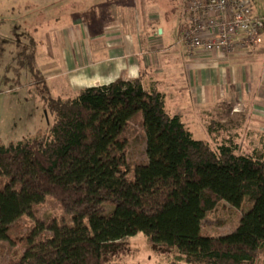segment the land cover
<instances>
[{"label": "trees", "instance_id": "16d2710c", "mask_svg": "<svg viewBox=\"0 0 264 264\" xmlns=\"http://www.w3.org/2000/svg\"><path fill=\"white\" fill-rule=\"evenodd\" d=\"M10 34L0 37L4 90L22 87L28 73L44 90L52 122L44 132L0 141V178L6 180L0 188V240H8L21 217L33 218L34 206L48 196L60 202L71 223L35 222L25 251L9 264H117L125 251L122 240L138 233L157 250H174L176 264H259L264 156L240 152L233 135L214 148L194 139L181 117L166 111L163 93L144 88L140 78L119 77L71 97H51L36 67L40 43L17 26ZM138 112L146 160L131 166L123 134ZM211 125V135L222 133L218 123ZM244 200L248 209L234 231L201 234L202 221L218 202L240 208Z\"/></svg>", "mask_w": 264, "mask_h": 264}, {"label": "crops", "instance_id": "0c3cea01", "mask_svg": "<svg viewBox=\"0 0 264 264\" xmlns=\"http://www.w3.org/2000/svg\"><path fill=\"white\" fill-rule=\"evenodd\" d=\"M44 1H27L24 9L12 16L15 21L28 22L40 17L35 12L50 10L52 5L64 7V22L54 26L62 28L58 34L57 72L45 75L37 64L36 52L37 69L46 82L62 78L63 91L72 94L86 87L106 85L119 77L140 78L144 88L155 87L163 93L169 114L187 118L193 124L212 116V110L219 105H228L232 112L244 110L253 101V107H262L255 102L264 105V27L260 43L223 57L219 53L188 52L179 38L171 35L176 18L185 24L190 0H182V5L179 0ZM53 14L49 12V18L61 20L56 12ZM85 20H91V25ZM35 32L30 33L41 44ZM177 43L184 50L177 49ZM41 61L43 67L52 65L49 59ZM41 130L43 127L34 129L32 135Z\"/></svg>", "mask_w": 264, "mask_h": 264}, {"label": "rangeland", "instance_id": "374dc122", "mask_svg": "<svg viewBox=\"0 0 264 264\" xmlns=\"http://www.w3.org/2000/svg\"><path fill=\"white\" fill-rule=\"evenodd\" d=\"M27 1L31 0H0V37L12 38L10 30L14 26L20 28V32L28 35H31L30 32L35 30L36 38L42 41L37 51V64L39 65V69H41L45 75L51 72H57L59 69L58 57L60 55L58 51V34L59 30L62 28L55 29L54 26L61 25L62 22H64L62 20L63 17L65 20V16L62 14L64 7L60 9L59 5H52L50 10L45 9L42 10V12H35V15L40 14V17L34 18L31 21H15L14 16H12L13 13L22 11L24 9L23 6L27 5ZM183 1L186 2V0ZM183 1L181 0L180 2L179 0L178 3L182 5ZM250 1L253 14L264 18V0ZM44 2L43 0L42 3ZM178 8L180 9L181 7L178 6ZM83 10L88 11L90 9L85 8ZM49 12L52 15H55L53 13L56 12V15L59 16L61 20H54L51 16L49 18ZM85 14L89 13L87 12ZM85 17H88V15H85ZM85 22L91 25V20H85ZM182 22L183 21H180L179 18L174 20L171 35L174 38L177 37L176 40L179 38L181 24L182 27L185 26ZM23 41L27 43L28 40L25 39ZM260 42L259 36L258 43ZM177 44L178 45L174 44L177 49L181 48L184 50L179 43ZM250 47L241 52L248 50ZM5 49L9 51L11 48L6 45ZM40 58L44 59V61L49 59L52 65L43 67L41 65L43 60L41 61ZM9 61V57L7 56L4 63ZM2 73L3 69L0 65V89L2 90L0 92V140L4 144H7L10 141H17L33 136L34 129L36 130L43 127V130L40 132L46 131L49 124L52 122V117H47L45 114V102L42 98V95H45V93L42 86L35 85L27 73L23 78L22 85L24 86L14 91L6 92L1 82ZM61 79L54 77L46 82L49 96L54 98L74 96L76 93L71 94L68 90H62V86L60 87ZM248 94L251 97L253 93L250 92ZM262 99L264 100V97ZM252 104H254V101ZM252 104L244 110L238 108L235 112H232L231 108L228 109V105L223 104L212 110L210 114L212 116H206L204 120H197V123L193 124L184 117L183 120L190 130L192 137L196 140H204L214 148L222 139L235 135L240 152L255 154V156L260 157L264 156V105L255 102L256 105L260 104L262 106L257 108L253 107ZM168 112H171L169 108ZM141 122L142 114L138 112L127 123V128L123 134L126 141L125 154L131 166L144 163L146 160L144 152L145 135ZM212 123H218V125L222 127L223 131L220 130L222 133L216 134L215 136L211 135L206 128ZM226 130L229 132L225 133ZM5 182L6 180L0 178V188L4 186ZM247 209L248 205L246 200H244L240 208L232 207L225 201L218 202L215 208L208 212L206 218L202 221L201 234L219 237L231 233L236 228L241 215ZM37 221L43 223L51 221L66 224L71 223L70 215L63 210L60 202L54 197L48 196L44 202L34 206L33 218L26 216L21 217L11 226L8 240H0V264H9L19 258L21 253L26 249L25 239ZM122 242L125 245V251L122 253V256L116 258L115 261L117 264L177 263V260H175L177 253L174 250H157L153 248L148 243L147 239L140 233L132 237L124 238ZM118 259L119 261H117ZM259 264H264V257L260 259Z\"/></svg>", "mask_w": 264, "mask_h": 264}, {"label": "built area", "instance_id": "2783aa9c", "mask_svg": "<svg viewBox=\"0 0 264 264\" xmlns=\"http://www.w3.org/2000/svg\"><path fill=\"white\" fill-rule=\"evenodd\" d=\"M179 43L188 52L240 53L258 43L264 18L253 14L250 0H190Z\"/></svg>", "mask_w": 264, "mask_h": 264}]
</instances>
